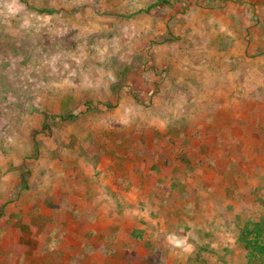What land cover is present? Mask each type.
Listing matches in <instances>:
<instances>
[{"label": "rangeland", "instance_id": "374dc122", "mask_svg": "<svg viewBox=\"0 0 264 264\" xmlns=\"http://www.w3.org/2000/svg\"><path fill=\"white\" fill-rule=\"evenodd\" d=\"M256 2L236 7L251 58L221 61L206 22L227 0H0V264L246 263L234 238L264 216Z\"/></svg>", "mask_w": 264, "mask_h": 264}, {"label": "crops", "instance_id": "0c3cea01", "mask_svg": "<svg viewBox=\"0 0 264 264\" xmlns=\"http://www.w3.org/2000/svg\"><path fill=\"white\" fill-rule=\"evenodd\" d=\"M221 1H226V0H221ZM227 1H228V6H227L228 8L227 9L224 7L223 8L224 10H229L227 11V14L228 12H230L229 17L227 15H223V17H221L220 15L221 13H219L217 14L216 20L210 17L209 21L206 22V26L208 27V29H210L211 31H213V29H216V35H213L215 36L216 40L213 38V40H211L210 43L211 45L212 43H214V45L215 46L217 45V47H214L213 45L212 50L208 51L209 53H211L210 58L221 60V61L222 60H236V59H239V60L240 59H250L251 58L250 53H248L247 54L248 56H246V53H244V51L241 50V45L243 43L245 44V41H244L245 38L249 40L251 35L254 36L253 29L254 27H256L254 26L255 24L254 22L256 21L251 23L250 18L246 20L245 17H241L240 15L242 14L241 12H244L246 9H243V8H240L238 10L236 9L240 6L249 7L250 6L249 3H251L252 5H255L257 3L256 1L258 0H227ZM247 10L250 11V9L248 8ZM228 27H230L231 29L234 27V29H237V31H233V30L226 31V28ZM258 34L255 33V37ZM227 36L229 37V39ZM223 37H226V39L229 40L228 41L229 44L232 45L230 46L228 53H226L224 42H222V40H225V38L223 39ZM249 50H251V48ZM145 170L149 172L150 171L159 172V167L156 165H153V166L145 168ZM115 230H117L118 233H115L113 240L123 241L125 239L127 240L129 239L130 237L129 231L121 223H119L118 227H116ZM110 242H111V237L108 243Z\"/></svg>", "mask_w": 264, "mask_h": 264}, {"label": "trees", "instance_id": "16d2710c", "mask_svg": "<svg viewBox=\"0 0 264 264\" xmlns=\"http://www.w3.org/2000/svg\"><path fill=\"white\" fill-rule=\"evenodd\" d=\"M234 239L245 250V264H264V216L257 221L247 219Z\"/></svg>", "mask_w": 264, "mask_h": 264}]
</instances>
